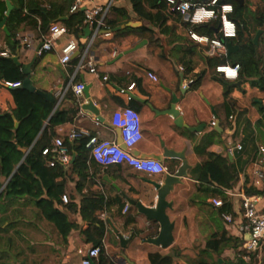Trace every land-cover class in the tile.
Masks as SVG:
<instances>
[{"label": "crops", "instance_id": "obj_1", "mask_svg": "<svg viewBox=\"0 0 264 264\" xmlns=\"http://www.w3.org/2000/svg\"><path fill=\"white\" fill-rule=\"evenodd\" d=\"M2 1L6 3V8L9 4L11 10L16 3L14 0ZM41 1L42 5H47L57 0ZM93 2L103 4L105 0ZM113 6L126 9L129 20L116 30L101 32V36L95 41L92 50L97 75L86 69L76 70L77 53L67 67L60 65L61 49L68 41V36L59 38L50 51L37 55L36 51L40 46L37 34L31 30H21L18 35L20 41H30L28 49L21 47L18 52L19 62L27 64L36 58L31 74L36 91L52 94L55 100L54 110L60 108L73 112L66 123L56 128V136L66 135L70 130L80 128L96 136L98 140L120 143L118 130L111 126V117L116 110L130 107L140 115L142 133V140L130 151L133 156L151 158V155H161L163 148H166L184 153L190 166L187 177L182 179L183 184L175 186L167 198L172 202V209H167V215L174 223V240L165 249L144 242L157 236L159 225L146 220L126 200L128 198L153 207L156 192L151 182L162 181L164 175L137 172L126 164L101 171L102 182L96 180V189L110 204L108 208L100 209L104 212V220L98 214L94 213L93 216L105 221L102 240L104 256L114 264H151L148 258L151 253L173 255V264H195L200 261L239 264L240 252H245L244 244L250 239V235L243 229L240 196L247 194L248 190L259 191L256 194L260 199L258 208L264 214V161L259 163L261 156L258 152L254 161L244 164L247 159L254 157L251 138L255 123L261 118L254 104L260 101L264 103V94L251 87L248 82L228 80L217 73L213 64L218 56L207 55L205 46L188 38L183 24L185 21L179 14L178 21L170 18L167 22V26L172 28V35L158 34L157 41H149L150 34L138 32V28L148 26L147 23L140 21L132 12L128 0H115ZM125 27L131 29L126 30ZM215 29L217 30V25ZM89 33L90 30L86 28L82 38L85 39ZM107 33L109 35L105 36ZM6 36L8 30L4 24L0 27V53L9 54ZM181 37L188 38L194 45V65L189 72L184 70L182 53H178L176 49L179 44L176 39ZM250 38L264 51V29L252 33ZM144 40L147 43L142 48L125 54ZM20 44L23 45L21 42ZM148 74L156 76L157 81L150 79ZM102 76H107L108 80L103 81ZM197 80L198 84L192 85ZM239 82L241 84L238 87ZM77 83L87 87L98 116L81 109V105L86 102L83 94L77 98L72 92L69 96L66 92L62 98L56 97L68 85ZM3 84L0 81V116L11 113L16 107L12 89ZM131 84H134V88L129 93L134 98L127 100L125 95L120 94V90L127 89ZM226 97L234 102V110L229 115ZM173 98L176 103L172 111ZM230 116L233 118L230 119ZM18 125L19 122L14 120V126ZM46 125L47 123L44 128ZM256 137L255 145L258 149L264 143L257 132ZM207 140L211 142L204 145ZM229 149H232L231 152ZM20 150L25 154L28 152ZM206 153L226 157L225 168L237 174L230 189L210 186L208 192L200 190L202 188L198 176L201 165L206 160ZM71 158H75V154ZM161 163L168 173H172L181 162L163 158ZM170 168L173 169L172 172ZM257 171L263 174L262 179L256 175ZM215 190L222 192L231 206L228 213L230 223L224 219L228 214H222L220 207L211 203L212 198H219L214 193ZM66 195L69 203L79 205L81 198L75 191L74 183L68 182ZM114 200L120 201L123 207L119 209L118 205L112 203ZM126 205L129 209L124 212ZM62 206L59 208L66 211ZM66 213L76 228L63 241L57 231L55 235H51L43 228L41 223L45 220L30 198L0 201V264H80L82 256L78 254V250L86 251L92 247L91 243L85 242L83 235L89 224L82 221L79 214L68 210ZM115 231L125 238L133 236L125 249L120 247ZM222 233L240 241V246L237 249L226 247L220 255L207 250V242L218 238ZM252 255L254 259L251 262L250 259L244 260L242 264H264V248H259Z\"/></svg>", "mask_w": 264, "mask_h": 264}, {"label": "trees", "instance_id": "obj_2", "mask_svg": "<svg viewBox=\"0 0 264 264\" xmlns=\"http://www.w3.org/2000/svg\"><path fill=\"white\" fill-rule=\"evenodd\" d=\"M14 8L6 20L8 36H6V45L9 50L7 57L0 56V81L3 82H22L24 75L21 69L13 62L12 57L20 52L22 45L19 40L21 30H31L41 37L47 33L50 24L60 22L67 29L68 33L75 38H82L86 29L84 24V14L82 10L71 12L74 0H57L56 2L42 5L41 0H14ZM132 12L142 22L143 25L138 28L139 33L150 34L149 41L156 40L157 35L173 34L172 28L167 26L170 18L178 21V15L168 10L165 0H128ZM264 0H258L257 4L251 5L249 0H244L240 5L233 0H220L219 3H229L233 7L231 20L236 25V37L234 39H223L225 45L230 44V51L223 57H216L213 64L238 65V81L248 82L251 87L256 88L264 94V51H261L251 40L252 33L259 29H264ZM197 3L205 4L198 0ZM6 3L0 0V23L6 16ZM129 20L126 9L112 6L109 13L103 20L101 32L116 30L119 26L126 25ZM188 28L187 23H183ZM217 22L209 25H200L193 27V30L209 39L216 38L215 26ZM157 31H154L151 28ZM125 29H131L125 27ZM156 32V33H155ZM173 37V36H172ZM179 43L176 47L178 53H182L181 63L184 70H192L194 45L188 38H178ZM72 61V60H71ZM78 58L76 57L75 65ZM71 63V62H70ZM199 77V75H198ZM199 80L193 82L197 85ZM70 92V93H69ZM68 91V96L71 95ZM12 95L16 104L11 113L0 116V189L4 182L5 187L0 193V201L3 199H21L28 197L33 201L39 215L50 223L66 241L69 233L76 228L71 223L66 213L79 214L82 221L87 222L89 227L83 232L86 243H91L92 247H102V240L105 234V221L96 218L94 212L109 207V201L96 188L97 181L102 182L100 177L103 169H109L98 165L90 157V150L86 148L88 137L81 136L77 140L68 143L71 155L75 154L74 161L68 168L56 165L53 168L46 166L48 157L42 156L44 148L49 147L52 140L56 137V128L66 123L73 114L72 111L57 108L54 110V103L50 102L38 93H32L22 88L12 89ZM227 114L234 110V102L226 97ZM257 112L261 116L255 123L251 142L253 144V156L244 163L247 165L255 160L258 153L256 149V132L264 143V103L262 101L254 104ZM54 110V111H53ZM14 120L19 125L14 126ZM47 125L44 128V124ZM92 135V134H91ZM211 141L207 140L204 145ZM20 149L28 151L26 154ZM227 164L226 157L206 153V160L201 165L198 180L201 184L202 192H208L209 187H219L230 189L236 181L237 174L225 168ZM173 169L170 168V172ZM68 182L75 184V191L80 196L79 205L75 203H64L61 200L66 195ZM86 191L84 192V190ZM247 194H259V191L248 190ZM222 199L223 205L220 207L222 214H228L231 210L227 203L225 195L215 190L214 192ZM67 196V195H66ZM112 203L118 205L119 209L123 207L120 201L114 200ZM63 205V206H62ZM62 206L66 209L59 208ZM117 244V241L115 242ZM237 249L240 241L232 239L226 233H222L218 238L210 239L206 248L210 252L220 255L226 247ZM240 252V263L244 261ZM151 264H173V255H162L160 253H151L148 255ZM250 262L254 255H250ZM238 262V263H239ZM239 263V264H240ZM96 264H114L104 256V250L101 248ZM195 264H211L206 261H200Z\"/></svg>", "mask_w": 264, "mask_h": 264}, {"label": "built area", "instance_id": "obj_3", "mask_svg": "<svg viewBox=\"0 0 264 264\" xmlns=\"http://www.w3.org/2000/svg\"><path fill=\"white\" fill-rule=\"evenodd\" d=\"M168 10L179 14L188 24L186 33L188 38L206 47V54L209 56L223 57L227 54V47L223 39H234L236 37V25L231 20L230 16L233 14V7L229 3H219L220 0H202L205 4H199L192 0H165ZM200 1V0H199ZM115 0H105L103 4H94L93 0H74L71 7V12L82 10L84 14V24L90 30L89 35L83 38H75L70 35L65 26L59 23L50 24L47 33L41 37L40 48L36 51L37 55L43 52L50 51L56 41L68 36L69 39L61 49V56L59 63L62 67H67L72 57L77 53L76 70H88L91 74H98L95 67V54L92 47L95 41L101 36V27L103 20L114 5ZM217 22L218 37L209 39L206 36L197 34L193 27L200 25H209ZM109 34H105L108 36ZM22 47L28 49L30 41H20ZM1 57H7V52H1ZM215 71L221 74L225 79L236 81L238 79L239 66L238 65H217ZM148 77L153 81H157L156 76L148 74ZM103 81H107V76H102ZM5 87L10 89L20 88L21 82L11 83L4 82ZM85 85L77 83L75 85H68L62 93L58 92L56 97L62 96L69 90L75 97H81ZM134 88L131 84L127 89H121L120 94L125 95L127 100H131L130 93ZM186 88V85L183 86ZM129 93V94H128ZM59 98V99H60ZM230 119L233 117L230 116ZM111 126L118 130L120 143L108 140H98L94 135L88 131L80 128L70 130L66 135H57L49 147L42 150V156L48 157L46 166L53 168L60 165L68 168L71 164V152L66 145V142L71 143L81 136L88 137L86 148L90 150V157L98 165L106 168L111 165L126 164L137 172L146 173L149 175H165L167 168L158 160L153 158H138L131 154V150L142 140L140 115L130 107L116 110L111 117ZM241 149L240 146H237ZM232 149L228 151L231 152ZM258 152L261 156L259 163L264 161V146H259ZM259 179L263 178V174L256 172ZM258 183V181L256 182ZM241 197V217L243 219V229L250 235V239L244 244L243 260H249L251 254L255 253L259 248H264V214H261L258 208L259 197L253 194H243ZM63 203H68V197L63 195L61 197ZM211 203L215 207H221L223 201L221 198H212ZM129 206L124 207V212H127ZM99 217L104 220L105 215L102 210L95 211ZM226 222H231L230 215H225ZM100 246L91 247L84 251L78 250V254L82 256L80 264H96L98 256L101 251Z\"/></svg>", "mask_w": 264, "mask_h": 264}, {"label": "water", "instance_id": "obj_4", "mask_svg": "<svg viewBox=\"0 0 264 264\" xmlns=\"http://www.w3.org/2000/svg\"><path fill=\"white\" fill-rule=\"evenodd\" d=\"M192 1L195 2L198 0H192ZM233 1H236L240 5L244 4V0H233ZM10 11H11V6L7 4V13L3 21L0 23V27L4 26L7 20V17L10 14ZM259 34L260 32L257 34V36ZM146 43H147L146 40L140 42L139 44L134 46L129 51H126L125 54L134 52L142 48ZM226 47L229 52L231 48L230 44H227ZM39 48L40 46L38 47V49ZM12 60L21 69V72L25 77L24 80L21 82L20 88L30 91L32 93H38L44 98H46L47 100H49L50 102L55 103V100L51 93H41V92L36 91L32 83V80H31L32 66L35 63L36 58H33L32 61H30L27 64H22L19 62V53L17 52L16 55L12 57ZM240 84H241L240 82L237 83V86L239 87ZM83 96L86 99V102L81 105V109L84 111H90L91 113L98 116L99 113L97 109L95 108L92 100L89 98L87 87H85L83 90ZM131 98H134V97H131ZM175 103H176L175 98H173L172 104H171V110L173 109ZM56 106H57V103L55 104V108ZM173 114L176 115L175 112H173ZM98 119L100 120L99 117ZM150 157L160 162H162L163 158H172V159H176L180 161L181 163L172 173L165 174L162 181L151 182V185L156 192V203L154 204L153 207L144 206L141 202H135L128 198H126V200L128 201V203L135 206L137 209V212L140 215L144 216L146 220H148L149 222H155L159 225V231H158L157 236L153 238H148L144 242L154 245L156 247H161L165 249L169 247L173 243V240H174L173 238L174 223L170 221L167 215V209H172V202L168 201L167 198L174 191L175 186L183 184L182 179L187 177V171L189 170L190 166L188 165V161L186 160L184 153L174 152L166 148H163V153L161 155H151ZM73 161H74V158H72L71 162ZM4 187H5V184L0 189V193ZM115 234L117 236L120 247L122 249H125L126 245L133 238V236L125 238L117 231H115Z\"/></svg>", "mask_w": 264, "mask_h": 264}, {"label": "rangeland", "instance_id": "obj_5", "mask_svg": "<svg viewBox=\"0 0 264 264\" xmlns=\"http://www.w3.org/2000/svg\"><path fill=\"white\" fill-rule=\"evenodd\" d=\"M249 2L254 5V4H257L258 3V0H249ZM4 185V184H3ZM43 223V224H42ZM41 223V225L43 226V228L49 232L51 235H55V232H56V229L48 222L46 221H43Z\"/></svg>", "mask_w": 264, "mask_h": 264}]
</instances>
